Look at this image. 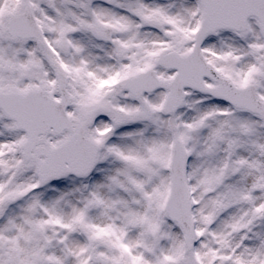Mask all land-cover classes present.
<instances>
[{
	"label": "snow or ice",
	"instance_id": "1",
	"mask_svg": "<svg viewBox=\"0 0 264 264\" xmlns=\"http://www.w3.org/2000/svg\"><path fill=\"white\" fill-rule=\"evenodd\" d=\"M0 264H264V0H0Z\"/></svg>",
	"mask_w": 264,
	"mask_h": 264
}]
</instances>
